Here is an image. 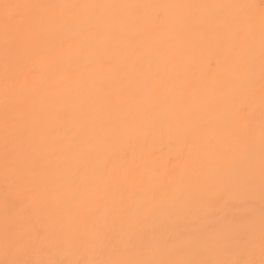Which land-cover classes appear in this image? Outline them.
I'll return each mask as SVG.
<instances>
[{
  "label": "snow or ice",
  "instance_id": "obj_1",
  "mask_svg": "<svg viewBox=\"0 0 264 264\" xmlns=\"http://www.w3.org/2000/svg\"><path fill=\"white\" fill-rule=\"evenodd\" d=\"M142 9L183 10L177 39L221 44L249 96L258 75V131L251 121L234 125L197 89H177V62L150 53L132 23ZM0 10V176L28 201L19 212L4 205L0 264H264V206L242 225L213 222L183 240L137 243L142 219L184 212L205 188L241 185L264 201V0H0ZM164 127L185 132L198 160L181 187L160 185L140 144L144 129ZM17 218L28 231L13 234ZM257 227L260 261L230 258L254 253ZM111 238L126 247L109 252ZM89 250L124 258H88Z\"/></svg>",
  "mask_w": 264,
  "mask_h": 264
},
{
  "label": "bare ground",
  "instance_id": "obj_2",
  "mask_svg": "<svg viewBox=\"0 0 264 264\" xmlns=\"http://www.w3.org/2000/svg\"><path fill=\"white\" fill-rule=\"evenodd\" d=\"M18 2L185 4L249 2V0H18ZM254 2L258 3L259 0H254ZM182 14L183 10L173 9L166 16H162L155 10L142 9L134 13L138 19H134L132 23L138 31L145 34V47L150 53L158 48L162 58L171 57L177 62L179 68V75L175 78L177 89L185 85L197 89L201 94H206L212 100L214 108L230 119L234 125L242 126L251 121L258 131L261 117L258 75L254 94L249 96L245 81L234 77L235 65L225 56L221 44L211 39L201 38L199 35L182 36L181 39H177V33L181 31L178 17ZM2 49L3 45L0 41V73L3 70ZM157 66L154 62L153 67ZM145 102H147V97H145ZM243 104L249 106L251 114L239 110L238 106ZM215 114V112L212 113V115ZM2 120L3 110L0 106V137H2ZM220 131L217 129L216 134H219ZM185 137V132L168 127L146 128L140 133L143 152L150 162H156V167L159 170L156 175L161 186L170 183H174L177 187L183 186L189 175L198 166L197 158L189 155ZM0 166H2V159H0ZM6 202L12 204L17 212L26 207L28 203L23 194L15 188L6 187L2 176H0V243L3 241V208ZM262 206H264V201L260 199L259 192L257 191L253 195L241 185L205 188L202 190L199 200L184 212L157 214L142 219L138 225L137 243L145 240H183L200 232L205 225L213 222L231 221L242 225L253 211L258 215ZM12 231L13 234L23 233L28 231V226L17 218ZM240 232L241 236L246 238V233L242 228ZM241 243H243V239ZM125 247L126 244L123 240L110 239L109 252L112 249L122 251ZM37 258L48 257L37 256ZM56 258L68 259L72 257L62 255ZM88 258L118 259L124 257L120 253L100 255L98 251L89 250ZM230 258H251L257 262L260 261L258 227L254 253L250 257L233 254Z\"/></svg>",
  "mask_w": 264,
  "mask_h": 264
},
{
  "label": "rangeland",
  "instance_id": "obj_3",
  "mask_svg": "<svg viewBox=\"0 0 264 264\" xmlns=\"http://www.w3.org/2000/svg\"><path fill=\"white\" fill-rule=\"evenodd\" d=\"M3 189H5V188H3ZM235 204V203H234Z\"/></svg>",
  "mask_w": 264,
  "mask_h": 264
}]
</instances>
